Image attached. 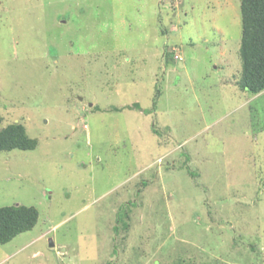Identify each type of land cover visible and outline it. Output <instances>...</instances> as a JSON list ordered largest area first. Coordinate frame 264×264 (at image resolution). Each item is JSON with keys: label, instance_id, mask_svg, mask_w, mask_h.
Listing matches in <instances>:
<instances>
[{"label": "rangeland", "instance_id": "1", "mask_svg": "<svg viewBox=\"0 0 264 264\" xmlns=\"http://www.w3.org/2000/svg\"><path fill=\"white\" fill-rule=\"evenodd\" d=\"M239 3L0 0V125L36 139L0 151V207L38 212L0 264H264Z\"/></svg>", "mask_w": 264, "mask_h": 264}, {"label": "trees", "instance_id": "2", "mask_svg": "<svg viewBox=\"0 0 264 264\" xmlns=\"http://www.w3.org/2000/svg\"><path fill=\"white\" fill-rule=\"evenodd\" d=\"M239 13L241 36L238 52L241 65L235 83L239 89L257 95L264 92V0H240ZM179 51L181 53L180 49ZM154 105L153 102L152 108ZM133 106L139 107L137 102H134ZM35 146L36 139L27 135L23 124L10 122L0 125V151L16 148L28 150ZM121 214L122 218L117 213V221L121 222L122 229L126 231L129 226L123 219H128V212L124 210ZM37 218L38 212L33 206L0 207V244L10 241L23 231L30 230L36 224ZM121 219L123 221H120ZM114 229L118 233L115 226Z\"/></svg>", "mask_w": 264, "mask_h": 264}, {"label": "built area", "instance_id": "3", "mask_svg": "<svg viewBox=\"0 0 264 264\" xmlns=\"http://www.w3.org/2000/svg\"><path fill=\"white\" fill-rule=\"evenodd\" d=\"M171 52H172V57H173V59H177V60H179V59H182V55H181V53H180V51H179V49L177 48V47H171Z\"/></svg>", "mask_w": 264, "mask_h": 264}, {"label": "water", "instance_id": "4", "mask_svg": "<svg viewBox=\"0 0 264 264\" xmlns=\"http://www.w3.org/2000/svg\"><path fill=\"white\" fill-rule=\"evenodd\" d=\"M49 243H50V245H52V240L51 239L49 240Z\"/></svg>", "mask_w": 264, "mask_h": 264}, {"label": "crops", "instance_id": "5", "mask_svg": "<svg viewBox=\"0 0 264 264\" xmlns=\"http://www.w3.org/2000/svg\"><path fill=\"white\" fill-rule=\"evenodd\" d=\"M262 93H263V92H262ZM262 93H261V94H262Z\"/></svg>", "mask_w": 264, "mask_h": 264}]
</instances>
